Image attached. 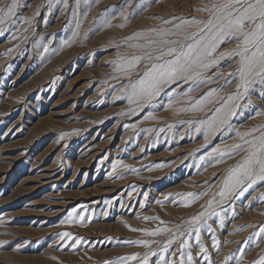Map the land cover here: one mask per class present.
I'll return each mask as SVG.
<instances>
[{
    "label": "rangeland",
    "instance_id": "374dc122",
    "mask_svg": "<svg viewBox=\"0 0 264 264\" xmlns=\"http://www.w3.org/2000/svg\"><path fill=\"white\" fill-rule=\"evenodd\" d=\"M9 3L0 0V7ZM17 3L16 16L0 25V264H106L142 255L148 249L129 241L162 242L168 234L147 237L132 229L156 228L160 221L145 217L157 216L175 229L203 210L221 171L239 159L216 164L207 154L238 141L235 129L264 123V115H257L264 109V86H254L240 99L230 126H221L205 141V129H196L206 113L179 111L193 103L182 94L190 83L167 86L152 104L137 106L121 93L128 79L112 61L139 51L124 40L133 32L170 27L162 21L172 17L177 18L172 23L207 19L197 9L210 0H144L148 6L130 16L125 27H119L124 0H100L86 19L83 0L79 6L77 0ZM113 16L112 27L101 30L104 18ZM235 68V60L221 61L207 71L212 81L190 96L199 98L212 89L220 96L233 93L235 83L220 90L225 81L215 73ZM149 113L155 118L146 119ZM204 191L208 194L185 205L184 194ZM261 193L264 182L218 206V215L200 227V241L195 231L183 237L190 244L185 253L193 256L190 262L185 255V264H237L238 259L253 264L264 254ZM65 232L70 236L61 239ZM178 248L179 241L169 252ZM157 259L151 257L150 264Z\"/></svg>",
    "mask_w": 264,
    "mask_h": 264
},
{
    "label": "snow or ice",
    "instance_id": "6c2138e0",
    "mask_svg": "<svg viewBox=\"0 0 264 264\" xmlns=\"http://www.w3.org/2000/svg\"><path fill=\"white\" fill-rule=\"evenodd\" d=\"M83 3L87 9L84 13V19H86L87 12L99 4L100 0H83ZM77 4L79 6L80 0H77ZM147 6L144 0H124L119 13L124 23H121L119 27H125L130 16H134ZM17 7V0H10L8 5L0 7V25L12 21V18L16 16ZM129 8L132 9L131 12L128 11ZM197 11L207 13V19L193 17L191 20L183 19L172 23L177 19L172 17L162 21L164 25H170V27H153L126 36L124 40L127 46L139 51L121 53L112 63L115 65L114 70L128 79L121 88V93L128 98L130 104L137 106L152 104L167 86L178 82L190 83L191 86L182 94L193 100V103L179 111L206 113V119L199 122L196 131L205 129L204 139L208 141L211 134L218 131L221 126L229 125L230 118L240 107L238 104L240 99L247 97L254 86H264V0H210L209 4L198 8ZM106 12L107 9L101 13V16L104 17ZM23 19L25 23L29 22L28 17ZM112 19L115 17H105L101 30L103 27H112ZM81 24L82 21L77 22L73 40L79 35ZM24 30L27 31L26 28ZM15 38L13 35V39ZM230 43L234 44V47L222 49L223 45ZM226 59L235 60V70L227 74L218 71L215 75L225 81L220 90L231 87L233 83L236 85V90L226 96H220L219 90L212 89L203 96L193 99L190 96L192 91L212 81L207 71L219 66L220 62ZM142 65L143 68H141ZM134 73L136 78L132 79ZM217 99L219 101L217 104L208 107ZM173 103L174 101L170 99L168 106L171 107ZM257 115H264V109H260ZM145 118L154 119L155 117L149 113ZM235 133L239 137L238 141L222 147L217 146L207 154L208 157L215 158L216 164L223 163L225 159H232L234 156H239V159L221 171L217 190L206 202V206H203V210L183 221L182 224L176 225L175 229L169 227L168 223L160 220L158 216L145 217V219L159 220V226L154 229L133 228L132 230L143 232L147 237L168 234L166 238L162 242L155 239L129 241V243H139L148 250L142 255L136 252L125 257H117L106 264H131L132 261L136 264H150V258L157 255L155 264H185V255L187 261H193L191 252L184 251L190 248V244L183 237L195 231L196 240L200 241V227L207 222L208 218L218 215V206L234 197L242 196L249 188L264 182V123L245 131L235 129ZM203 159L204 157H201V160ZM118 166H120L119 162L113 165V170ZM124 167L130 166L124 165ZM207 194V191L184 194L185 205L190 206L201 195ZM261 198H264V193H261ZM69 219L71 220L72 217L70 216ZM240 230L243 228L241 227ZM260 233H264V228L260 229ZM69 236L70 233L65 232L60 238ZM177 241H179L177 249L180 252L179 259L177 251L169 252ZM75 243H79V240ZM214 243L217 247L219 246L218 240L214 239ZM153 244L157 245L156 250L152 248ZM201 252L207 255V248L202 244ZM231 258L228 256L225 260ZM237 264H240L239 259ZM253 264H264V254L253 261Z\"/></svg>",
    "mask_w": 264,
    "mask_h": 264
}]
</instances>
